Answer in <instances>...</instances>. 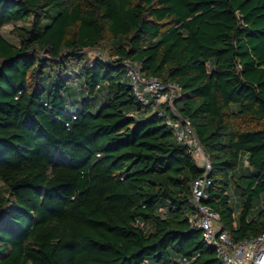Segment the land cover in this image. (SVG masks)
<instances>
[{
	"label": "trees",
	"instance_id": "16d2710c",
	"mask_svg": "<svg viewBox=\"0 0 264 264\" xmlns=\"http://www.w3.org/2000/svg\"><path fill=\"white\" fill-rule=\"evenodd\" d=\"M18 22L19 45L0 31V264H224L191 222L204 167L127 61L180 85L221 228L264 233V0H0V30Z\"/></svg>",
	"mask_w": 264,
	"mask_h": 264
},
{
	"label": "built area",
	"instance_id": "2783aa9c",
	"mask_svg": "<svg viewBox=\"0 0 264 264\" xmlns=\"http://www.w3.org/2000/svg\"><path fill=\"white\" fill-rule=\"evenodd\" d=\"M125 67L136 99L145 107H155L159 116L165 117V123L174 130L177 140L188 145L190 152L201 160L200 166L204 167V175L193 183L197 216L191 218V222L201 229L207 244L216 249L224 264H264V233L252 240L234 242L229 232L221 228L218 214L203 203L211 184L208 177L211 165L190 125L175 110L180 85L144 76L141 64L134 61H127ZM162 106L169 107L173 115L167 114Z\"/></svg>",
	"mask_w": 264,
	"mask_h": 264
},
{
	"label": "rangeland",
	"instance_id": "374dc122",
	"mask_svg": "<svg viewBox=\"0 0 264 264\" xmlns=\"http://www.w3.org/2000/svg\"><path fill=\"white\" fill-rule=\"evenodd\" d=\"M21 22H18V23H12V24H7L5 26H3L1 28V34L8 40L10 41L11 43L13 44H16V45H19V40L18 38H16V36H14L12 34V29L14 28L15 25H20ZM86 54V57L88 58L89 61L93 60L96 56H101L103 58H107L108 57V52L107 51H104L102 49H87L85 52ZM155 112V107H150L149 110H148V113L149 114H152ZM196 160H197V163L200 165L202 164L201 163V160L196 157ZM0 186H2V183L0 182ZM231 200H232V204L235 208L238 207V197L235 195L234 191L232 190L231 191ZM264 203V199H262L259 204L257 205V207H259L260 205H263Z\"/></svg>",
	"mask_w": 264,
	"mask_h": 264
}]
</instances>
